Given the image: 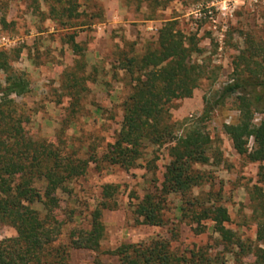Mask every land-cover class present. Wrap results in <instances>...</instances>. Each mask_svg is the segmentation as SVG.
I'll use <instances>...</instances> for the list:
<instances>
[{"label": "rangeland", "instance_id": "rangeland-1", "mask_svg": "<svg viewBox=\"0 0 264 264\" xmlns=\"http://www.w3.org/2000/svg\"><path fill=\"white\" fill-rule=\"evenodd\" d=\"M47 8L46 0H0V48L20 50L11 65L23 71L30 82L29 92L12 95L26 117L23 127L27 135L97 160H91L86 173L71 180L65 191H57L59 203L53 215L62 223L55 244L67 245L73 229L87 228L102 186L117 185L116 207L102 211L104 235L99 250L68 247V263L115 264L117 257L109 251L120 244L161 237L177 254L202 248L208 255L217 254L223 264H251V253L235 254L236 249L229 252L223 248L209 221L203 222L206 227L201 230L196 223L181 220L180 194L164 195L162 225L137 221L142 219L138 210L143 197L160 193L169 144L149 146L128 168L109 164L103 155L116 138L122 102L133 85L121 68L122 58L139 56L154 46L157 30L167 20L195 35L201 52L190 60L203 64L205 73L186 97L168 104L170 122L178 123L180 132L184 126L180 123L199 117L204 101L230 81L233 61L241 52L251 53L264 77V0H227L226 4L225 0H171L152 16L145 3L138 7L135 0H89L80 10L99 16L90 26L80 27H62L47 17ZM73 32L81 47L79 53L73 52L69 41ZM79 64L83 66L78 68ZM71 72L85 76V89L80 90L74 106L64 87ZM238 115L232 95L201 121L211 140L209 160L192 166L202 180L191 193L207 204L215 201L225 206L230 216L226 227L247 245L256 243L250 196L254 186L264 187V168L263 163L238 154L223 130V124L235 123ZM263 118L264 112L255 113L254 124ZM251 145L250 138L248 147ZM34 206L41 209L39 204ZM16 234L13 226L0 222V241Z\"/></svg>", "mask_w": 264, "mask_h": 264}, {"label": "trees", "instance_id": "trees-1", "mask_svg": "<svg viewBox=\"0 0 264 264\" xmlns=\"http://www.w3.org/2000/svg\"><path fill=\"white\" fill-rule=\"evenodd\" d=\"M88 1L46 0L47 17L62 27L90 26L99 13L87 14L80 10L83 5L87 7ZM135 1L138 7L145 3L151 16L171 2ZM81 16L84 19L79 20ZM73 36L74 32L69 35V41L73 52L79 53L81 47ZM19 51L0 48V73L3 74L0 79V222L13 226L17 233L0 241V264H69L68 247L99 250L104 235L102 211L116 207L117 185L102 186L101 199L90 213L87 228L73 229L69 244H55L62 223L53 215L59 203L57 191H65L71 180L86 173L91 160H97L93 156L81 157L72 148L27 135L23 127L26 117L12 97L30 91L26 74L11 65ZM200 52L194 34L175 28L173 21L167 20L158 28L154 46L147 47L139 56L122 58L121 68L131 77L133 85L122 102L123 115L116 138L103 158L109 164L128 168L149 146L169 144V162L160 193L143 197L138 210L142 219L137 221L162 225L164 195L180 194L181 220L196 223L201 230L206 227L203 222L209 221L224 249L229 252L236 249L235 254L251 253V264H264V187L254 186L251 192L252 217L257 224L256 243L247 245L226 227L230 216L225 206L215 201L207 204L191 193L202 180L192 166L209 160L211 140L201 121L232 95H235L238 119L235 123L223 124V130L238 154L251 162L263 163L264 168V118L257 124L253 122L255 113L264 112L262 68L252 60L251 53L238 54L233 61L230 81L221 86L212 99L204 101L199 117L180 123L184 126L178 132V123L170 122L168 104L186 97L198 86L205 69L190 57ZM82 66L79 64L78 68ZM70 77L64 87L73 98L70 104L74 106L78 104L80 90L85 89V76L71 72ZM34 204H39L41 209ZM109 253L117 257L115 264H223L217 254L208 255L202 248L189 254H177L170 248L169 241L161 237L122 243Z\"/></svg>", "mask_w": 264, "mask_h": 264}, {"label": "clouds", "instance_id": "clouds-1", "mask_svg": "<svg viewBox=\"0 0 264 264\" xmlns=\"http://www.w3.org/2000/svg\"><path fill=\"white\" fill-rule=\"evenodd\" d=\"M227 0H225V4H226Z\"/></svg>", "mask_w": 264, "mask_h": 264}]
</instances>
